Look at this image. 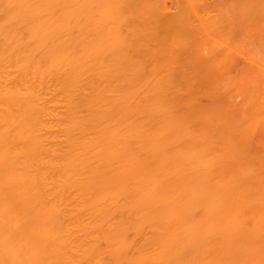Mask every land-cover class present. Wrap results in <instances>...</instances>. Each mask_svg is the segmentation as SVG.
<instances>
[{"label":"bare ground","instance_id":"6f19581e","mask_svg":"<svg viewBox=\"0 0 264 264\" xmlns=\"http://www.w3.org/2000/svg\"><path fill=\"white\" fill-rule=\"evenodd\" d=\"M0 264H264V0H0Z\"/></svg>","mask_w":264,"mask_h":264}]
</instances>
